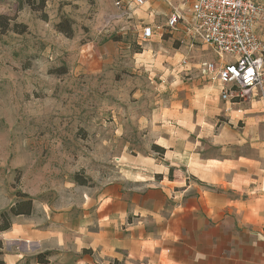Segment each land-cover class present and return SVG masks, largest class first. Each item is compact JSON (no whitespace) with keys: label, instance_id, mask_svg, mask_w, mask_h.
<instances>
[{"label":"rangeland","instance_id":"rangeland-1","mask_svg":"<svg viewBox=\"0 0 264 264\" xmlns=\"http://www.w3.org/2000/svg\"><path fill=\"white\" fill-rule=\"evenodd\" d=\"M2 15L0 258L18 251L17 264H36L48 252V264H59L82 232L70 224L88 222V211L94 217L100 188L121 176V158L164 156L154 113L174 95L196 92L198 63L215 52L179 32L141 44L131 33L99 34L103 20L88 15V0H0ZM28 199L31 213L11 215L2 230V213ZM22 224L52 228L66 244L44 249L10 237Z\"/></svg>","mask_w":264,"mask_h":264},{"label":"crops","instance_id":"crops-1","mask_svg":"<svg viewBox=\"0 0 264 264\" xmlns=\"http://www.w3.org/2000/svg\"><path fill=\"white\" fill-rule=\"evenodd\" d=\"M114 3L88 0V15L103 20L99 34H113L104 24L118 13ZM178 4L146 0L133 10L136 29L122 18L117 23L134 34L143 23L163 26ZM177 32L190 38L183 27ZM213 56L197 69L218 60ZM201 79L196 92L182 91L184 98L174 95L154 113L165 132L157 138L164 139V156L121 158V176L100 188L94 217L88 211V222L70 224L82 232L74 233L73 251L59 264H264V86L249 100L232 103L221 99L220 84ZM52 233L22 224L10 237L37 241L44 249L52 240L66 244ZM23 257L11 251L3 260L17 264Z\"/></svg>","mask_w":264,"mask_h":264},{"label":"built area","instance_id":"built-area-1","mask_svg":"<svg viewBox=\"0 0 264 264\" xmlns=\"http://www.w3.org/2000/svg\"><path fill=\"white\" fill-rule=\"evenodd\" d=\"M179 1L163 26L143 23L140 30L131 33L135 42L141 44L161 30L174 33L183 27L190 37L209 45L218 55V60L201 62L198 75L220 84V96L225 102L249 100L254 90L264 86V0ZM145 3L146 0H115L118 13L105 21L104 28L115 35L129 34L130 29L118 25V20L125 19L136 29L133 10ZM188 4L191 18L185 14Z\"/></svg>","mask_w":264,"mask_h":264},{"label":"trees","instance_id":"trees-1","mask_svg":"<svg viewBox=\"0 0 264 264\" xmlns=\"http://www.w3.org/2000/svg\"><path fill=\"white\" fill-rule=\"evenodd\" d=\"M46 2V0H42V4L44 5ZM8 17L5 15H2L0 17V25H2L4 28L7 27V21ZM20 24H16V26H19ZM62 31L67 32L66 29L62 28ZM69 34V33H68ZM25 196L27 197V195L25 194ZM32 211V201L30 199L28 200H23L20 202H17L15 205H13L9 211H5L2 213V217H4L7 220V224H5L2 227V230H7L11 227V223L9 222L10 216L11 215H21V214H30ZM48 255V252L46 253H39L36 257V260L39 263H43V264H48V260L46 259V256ZM0 264H7L3 259L0 258Z\"/></svg>","mask_w":264,"mask_h":264}]
</instances>
